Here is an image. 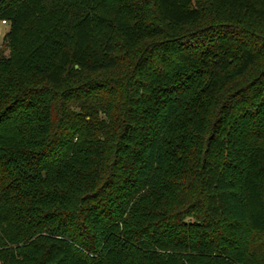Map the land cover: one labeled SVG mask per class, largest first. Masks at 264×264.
Listing matches in <instances>:
<instances>
[{
  "label": "trees",
  "instance_id": "16d2710c",
  "mask_svg": "<svg viewBox=\"0 0 264 264\" xmlns=\"http://www.w3.org/2000/svg\"><path fill=\"white\" fill-rule=\"evenodd\" d=\"M0 21V264H264V0Z\"/></svg>",
  "mask_w": 264,
  "mask_h": 264
},
{
  "label": "rangeland",
  "instance_id": "374dc122",
  "mask_svg": "<svg viewBox=\"0 0 264 264\" xmlns=\"http://www.w3.org/2000/svg\"><path fill=\"white\" fill-rule=\"evenodd\" d=\"M6 30H7L6 26L0 24V54L2 56L7 55V47H6L5 43L2 42V37L5 34Z\"/></svg>",
  "mask_w": 264,
  "mask_h": 264
},
{
  "label": "built area",
  "instance_id": "2783aa9c",
  "mask_svg": "<svg viewBox=\"0 0 264 264\" xmlns=\"http://www.w3.org/2000/svg\"><path fill=\"white\" fill-rule=\"evenodd\" d=\"M0 24H1V25H5V22H4V21H0Z\"/></svg>",
  "mask_w": 264,
  "mask_h": 264
}]
</instances>
